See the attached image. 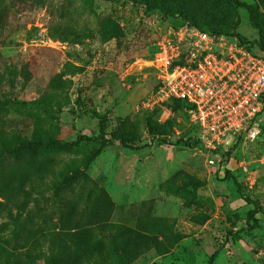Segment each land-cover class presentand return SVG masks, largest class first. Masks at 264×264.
I'll return each instance as SVG.
<instances>
[{
    "label": "rangeland",
    "instance_id": "374dc122",
    "mask_svg": "<svg viewBox=\"0 0 264 264\" xmlns=\"http://www.w3.org/2000/svg\"><path fill=\"white\" fill-rule=\"evenodd\" d=\"M180 19L264 45V0H0V264H264V111L196 138L154 66Z\"/></svg>",
    "mask_w": 264,
    "mask_h": 264
},
{
    "label": "built area",
    "instance_id": "2783aa9c",
    "mask_svg": "<svg viewBox=\"0 0 264 264\" xmlns=\"http://www.w3.org/2000/svg\"><path fill=\"white\" fill-rule=\"evenodd\" d=\"M154 66L164 94L182 102L196 138L212 152L251 132L264 111V50L236 34L174 25Z\"/></svg>",
    "mask_w": 264,
    "mask_h": 264
},
{
    "label": "trees",
    "instance_id": "16d2710c",
    "mask_svg": "<svg viewBox=\"0 0 264 264\" xmlns=\"http://www.w3.org/2000/svg\"><path fill=\"white\" fill-rule=\"evenodd\" d=\"M186 21H189L190 23H192L193 25H196L198 26L199 28L203 29V30H207V31H210L212 33H217V34H221V33H229L231 34L232 32H227V31H224V30H220V29H212V28H204L202 27L201 25H199L198 23L190 20V19H180L179 23L178 24H183L185 23ZM234 34V33H233ZM237 35V34H236ZM239 36V35H238ZM241 36V35H240ZM239 36V37H240ZM240 39L245 42V43H251L250 41L244 39L242 36L240 37ZM252 44V43H251ZM260 47V49L264 50V45H258ZM176 99V98H175ZM177 101H179V103L182 105V102L179 100V99H176ZM82 138L84 139H87V140H93L95 137H92V136H89V135H83ZM99 139H101L103 142H105L106 144H112L114 143L117 139L114 138V137H100L98 136ZM122 142L124 145L126 146H129L128 143H127V140L126 139H122ZM1 153V152H0ZM238 183V181H237ZM239 184V183H238ZM245 200L248 201V202H251V198L250 197H245ZM208 264H213V259L211 258L209 263Z\"/></svg>",
    "mask_w": 264,
    "mask_h": 264
}]
</instances>
